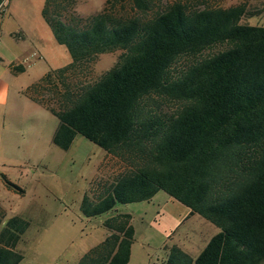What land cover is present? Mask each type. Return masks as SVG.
Listing matches in <instances>:
<instances>
[{"label":"trees","instance_id":"trees-1","mask_svg":"<svg viewBox=\"0 0 264 264\" xmlns=\"http://www.w3.org/2000/svg\"><path fill=\"white\" fill-rule=\"evenodd\" d=\"M118 1L84 17L65 0L52 13L42 9L71 58L56 78L39 81L53 89V104L32 98L57 119L51 142L64 150L80 134L118 165L95 182L94 199L82 197L81 213L161 190L218 228L194 258L171 245L165 264H264V24L240 22L253 15L243 3L193 8L177 0L141 17L151 0H130L139 14L128 16L114 10ZM115 51L93 81L76 79ZM129 219L106 218V235L76 264H126ZM16 221L21 231L19 218L6 224ZM16 238L1 230L0 264L21 260Z\"/></svg>","mask_w":264,"mask_h":264},{"label":"rangeland","instance_id":"rangeland-1","mask_svg":"<svg viewBox=\"0 0 264 264\" xmlns=\"http://www.w3.org/2000/svg\"><path fill=\"white\" fill-rule=\"evenodd\" d=\"M54 1L0 0V48L3 44L9 49L4 47L0 54V67H4L0 77L9 85L2 107L3 113H8L0 117V233L4 228L17 236L14 249L22 256L17 264H76L106 235L103 221L127 213L133 240L126 264H165L171 245L194 258L218 228L190 214L161 190L146 201L115 203L95 216L81 213L82 197L94 199L95 182L107 180L118 165L80 134L73 136L67 149L52 144L57 119L32 99L53 104V89L48 84L41 87L39 81L47 74L46 79L56 78V70L71 60L43 19L42 9L47 5L52 13ZM173 1L177 0H151L149 10L139 14L130 0H121L114 10L127 16L137 12L144 17ZM179 1L193 8L243 3L253 15L242 17L240 22L264 24V0ZM103 2L65 0L75 10L73 14L80 17L99 11ZM116 54H100L76 79L93 81L114 64ZM70 80L74 81L72 77ZM2 177L12 186L6 185ZM13 217L25 223L21 231L17 230V221L6 224Z\"/></svg>","mask_w":264,"mask_h":264},{"label":"crops","instance_id":"crops-1","mask_svg":"<svg viewBox=\"0 0 264 264\" xmlns=\"http://www.w3.org/2000/svg\"><path fill=\"white\" fill-rule=\"evenodd\" d=\"M0 31H1V29H0ZM0 46H1V33H0ZM5 46L2 44V49L4 48ZM7 47H5V49H6ZM2 49L0 48V54H2ZM7 50H9L8 48H7ZM7 53H10V51L8 52L7 51ZM3 55V54H2ZM2 59H0V61H1ZM9 68H10V65H9ZM7 71H8V66H7ZM4 72V67L2 68V67H0V76H1V74ZM8 83L5 81V80H2V78L0 77V117H4V116H6L5 114H7L8 112H6L5 111V114L3 113V109H2V107H3V105L5 104V101H6V97H7V91H8ZM108 157V156H107ZM112 161H114L113 159H111ZM106 169V171H107V169H108V167H106L105 168ZM106 173V172H105ZM132 244V243H131ZM130 249H131V245H130ZM129 256H130V253H129ZM129 260V259H128Z\"/></svg>","mask_w":264,"mask_h":264},{"label":"built area","instance_id":"built-area-1","mask_svg":"<svg viewBox=\"0 0 264 264\" xmlns=\"http://www.w3.org/2000/svg\"><path fill=\"white\" fill-rule=\"evenodd\" d=\"M0 7H1V5H0Z\"/></svg>","mask_w":264,"mask_h":264}]
</instances>
